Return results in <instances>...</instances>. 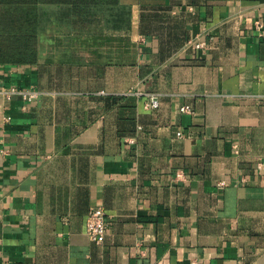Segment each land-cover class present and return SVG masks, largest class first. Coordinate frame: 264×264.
Instances as JSON below:
<instances>
[{
	"label": "crops",
	"instance_id": "obj_1",
	"mask_svg": "<svg viewBox=\"0 0 264 264\" xmlns=\"http://www.w3.org/2000/svg\"><path fill=\"white\" fill-rule=\"evenodd\" d=\"M37 9L36 61L0 63L41 91L0 94V264H264V0Z\"/></svg>",
	"mask_w": 264,
	"mask_h": 264
},
{
	"label": "trees",
	"instance_id": "obj_2",
	"mask_svg": "<svg viewBox=\"0 0 264 264\" xmlns=\"http://www.w3.org/2000/svg\"><path fill=\"white\" fill-rule=\"evenodd\" d=\"M117 0H0V63H31L36 61L40 33L45 24L39 18V4L70 5L75 12L114 4ZM86 7L78 9L79 7ZM93 20V19H92Z\"/></svg>",
	"mask_w": 264,
	"mask_h": 264
},
{
	"label": "built area",
	"instance_id": "obj_3",
	"mask_svg": "<svg viewBox=\"0 0 264 264\" xmlns=\"http://www.w3.org/2000/svg\"><path fill=\"white\" fill-rule=\"evenodd\" d=\"M255 27L259 34L264 37V24L257 21ZM209 39H198L190 41L189 44L193 46L196 50L205 52L209 47ZM0 94L8 99L13 98L15 95L21 96L24 100L33 101L39 98L41 91L31 88H19V87H0ZM148 99L145 103L146 108L156 109L160 106V101L157 94L148 93ZM180 110L182 112H193L191 105L186 104L181 106ZM181 132H178V136H182ZM181 174L178 173L179 177ZM109 229V222L106 217L105 210L100 206H92L90 208L89 214L86 221V235L96 243H103L106 239V235Z\"/></svg>",
	"mask_w": 264,
	"mask_h": 264
}]
</instances>
